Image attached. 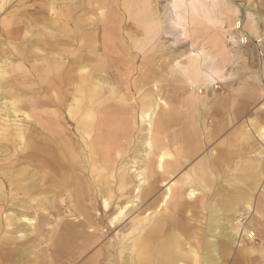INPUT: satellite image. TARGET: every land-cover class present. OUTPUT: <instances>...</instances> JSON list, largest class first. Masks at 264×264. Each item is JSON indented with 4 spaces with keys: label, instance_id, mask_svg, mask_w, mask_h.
I'll use <instances>...</instances> for the list:
<instances>
[{
    "label": "bare ground",
    "instance_id": "obj_1",
    "mask_svg": "<svg viewBox=\"0 0 264 264\" xmlns=\"http://www.w3.org/2000/svg\"><path fill=\"white\" fill-rule=\"evenodd\" d=\"M159 1L126 2L125 14L145 36V40L138 44L143 51L148 44L146 40L161 34L170 37L176 31L167 22L170 17L175 20L178 14L185 13L187 16L181 19L191 18L189 23H195L196 15L199 16L202 8L211 6L213 2L193 0L185 9V0H173L171 6ZM227 1L231 2L218 0L219 15L222 21L230 22L225 6ZM2 2L0 59L9 56L19 61L9 66L0 65V145L6 148L1 159L5 163L0 165V171L1 168L7 169L0 174V218L3 220L0 257L9 260L3 264L30 258L34 253L33 244L24 245L22 242L27 232L40 236V230L50 224L53 225L48 233L51 237H58L62 243H73L82 238V250L96 243L98 238L91 233L64 231L61 224H66L65 216H62L61 207L56 206V202L69 203L65 209L68 208L71 216H83V221L79 222L92 228L91 211L100 207V199L105 208H111L113 192L110 183L115 181L119 184L120 197L124 198L118 202L112 222L120 221L130 204L139 198H150L160 185L167 186L152 201L151 206L155 209L129 231L132 235L128 238L130 244L121 247L119 264H180L182 261L190 264H236L235 261L246 258L249 233L243 218L251 213L250 209L242 215L232 214V222L237 226L232 232L225 231L230 224L220 225L222 213L218 208L214 209L209 235L203 243L197 232H190L184 218V209L187 208L185 199H193L199 189L212 191L209 185L223 175L218 172L219 166H230L233 155L230 136L219 149L220 160H217L214 148L198 160L195 167L201 170L202 175L193 170L192 175H186L187 178L174 181L169 186L166 184L187 160L200 155L203 144L207 145L218 134L207 129L202 138L200 128L203 117L194 118L183 106L186 87L195 89L200 107L202 99L197 94L201 91L196 85L217 80L215 59L212 53H208L205 44L192 37L188 42L194 49L183 61L185 52L172 50L166 45L167 40L163 39L140 63H126L128 59L124 61L121 46L126 48V53L133 54L131 50L138 49L136 41L124 46L118 37L105 33L102 27L101 35H96V31L93 32L96 26H91L86 32L84 28L81 32L85 21L80 16L72 22L74 33L71 36L66 30L64 34L60 30L62 34L57 35L59 28L52 18L43 27L36 30L29 28L27 19L33 23L32 17L36 13L52 11L57 14L53 0L44 4L34 0L29 6L9 11L5 0ZM102 2L99 0V5ZM255 7L252 2L246 8L252 12ZM82 9V3H78L67 11ZM174 23L181 29L180 32L184 29L179 20ZM237 24L235 26L240 28V23ZM197 45H202V49H198ZM238 75L240 87L237 94L229 91L222 98L210 101V104L204 102L212 113L218 111L223 117L217 125V132L230 125L234 113L243 114L250 101L264 95L263 84L251 87L244 73ZM140 123L148 125L147 135L141 141V158L133 161L131 167L126 163L118 167L117 157L122 152L124 141L129 142L134 128ZM177 125L181 128L172 136L171 130ZM190 129H194L193 132L190 133ZM247 138V134L241 133L239 142L247 141ZM7 191L16 196L22 194V198L14 197L16 200L23 199L25 204L17 201L12 204L15 208L10 204L7 206ZM237 199L233 195L224 205L230 207ZM51 214L57 218L61 216L58 225L49 218ZM40 215L42 221L38 219ZM186 238L193 242L189 244L188 252L184 253ZM231 244L239 246L238 256L234 258ZM105 254L98 250L86 264H104Z\"/></svg>",
    "mask_w": 264,
    "mask_h": 264
},
{
    "label": "rangeland",
    "instance_id": "obj_2",
    "mask_svg": "<svg viewBox=\"0 0 264 264\" xmlns=\"http://www.w3.org/2000/svg\"><path fill=\"white\" fill-rule=\"evenodd\" d=\"M38 1L41 4H44L51 0H37V2ZM53 1L55 3L54 5L57 10V14H54L52 11L36 13L35 16L32 17L33 23H31L29 19H27L28 23L26 24L29 26V28L36 30L39 27H43V25L48 23V19L50 20V18H52L56 20V27L59 28L58 30H56L57 35H60L61 31L64 34L63 31L66 30L67 34L71 36L74 33V18L80 16L82 20L85 21L84 26L80 29L81 32L84 31V28L86 32L89 30V28H91V26H96V30L93 29V32L96 31V35H101L102 27L104 28L105 33H112V36L118 37L120 42H122L124 46L125 43L128 44L133 40L136 41V48L138 49L131 50L133 54H129V52L126 53V48L121 46L120 51L123 52L124 61L125 58L128 59L126 60V63H140L142 58L146 57L147 54L150 55V53L155 50L157 43L159 41H163V39L164 41L167 40L168 43L166 42V45L168 44L170 47H172V50L181 52L183 51L182 53L185 52V56L184 58H182L183 61H185V59L187 60V56L191 55V51L194 49L190 45V39H192V37L200 40L198 42H203L205 44H203L204 47H206L208 53H212L213 59H215L214 70L218 71L216 77L217 80L213 81V83L212 80H209L204 84L199 83L196 85V88H199L201 91L197 94L202 99V105L200 107L197 104L198 99L196 98V94L194 92L195 89L191 90V87H186L183 106L184 109L187 108V112L190 111V114L192 113L194 118L195 116L199 118L200 115L201 118L203 117L204 120L201 124L202 129L200 128L202 138H204V134L207 132V129L208 131H216V133L218 134H216L213 141H211L207 145L203 144V148L199 153L200 155L196 158H193L192 160H187L185 165L174 176H172L171 179L169 178L167 180L166 184L168 183L169 186L174 181L180 180L182 178H187L186 175L188 173H191L192 175L193 170L196 172V174L202 175L201 170L198 171V169L195 167L198 160L201 157L205 156L206 153L212 148L215 149L214 153L216 152L218 154L217 160H220L221 157L219 149L223 146L224 141L227 139V137L230 136L231 151L233 152L230 166L228 168L219 166L218 172L223 175L221 178H219V176L216 177V179L213 180L212 185H209V187L212 186V191H203L199 189L196 192L197 195L193 199H185L187 208L184 209V218L188 223L190 232H197L203 243L205 238L209 235V223L211 222V213L214 209L218 208L219 212L222 213V220H220V225L223 226L227 223L230 224V227L226 228L225 231L231 232L235 230V227H237L232 222V214L237 213L238 215H242L243 213H246L247 209H250L251 213L248 216L244 215L245 218H243V222L245 223V227L249 233V248L247 249L248 256L246 258H240L239 260L235 261V263L264 264V175L263 179H261V181L259 180V182L255 180L253 176L255 171H261V169L254 171L255 163H253V161L259 159V161H262L264 165V95L261 96V99L255 101L254 103L248 104L246 111L241 116H235L229 123L230 125L220 132H217L219 130L217 128V125L219 121L223 120L222 115H220L218 111L212 113L209 105L207 108L204 105V102L210 104V101L222 98L229 91L237 94L236 91L240 87V79L238 75L240 72L244 73L246 81L251 87H256L259 84H263L264 86V0H230L231 2L227 1L225 3V6L230 15V22L222 21L219 15L220 6L218 0H213V2L210 1L211 6L205 5V7L201 10L200 15L198 16L199 19H205L204 21L207 25H204L201 21H195V23L193 22L191 24L189 23L190 21H192L191 18L181 19L183 18V16H187L185 13L181 15L178 14L179 17H177V19L175 20L170 17L167 22H170L172 28L175 27L176 29L175 32H172L174 38L172 37V34H170V37H168V34L154 36L153 39L146 40L148 44L144 47V51L143 49H141V46H138V44L139 42L143 41V39L145 40V36L141 35L140 31L134 26L133 22L128 18L127 14H125L126 2L128 0H103L101 5H99V0ZM185 1L186 5L184 8L186 9V7L191 5V1L193 0ZM21 2L22 0H5L4 3H6V8H8L9 11L15 9L16 7L24 8V6H29L34 3V0H24L23 3ZM159 2L161 4L168 3L171 6L173 0H170V2L169 0H160ZM202 2L206 3L207 1L203 0ZM215 2L216 5H214ZM252 2L256 7L255 10H251L252 12H249V8L246 7ZM1 3H3L2 0H0V4ZM78 3H82L83 5V9L81 11H67L70 6ZM35 4L37 5V3ZM210 7H212V10H209ZM91 11L93 13H91ZM247 12H249L251 16ZM1 17L2 16H0V19ZM260 18L262 19L260 20ZM105 20L108 22H106ZM178 20L184 28L181 32V29L176 27L174 23ZM183 20H185V24ZM237 23H240V28H238V26H235L238 25ZM180 33H182L183 35ZM136 37H138V39L140 40H138ZM184 44H188V46ZM196 47L201 50L203 46L201 45L198 47L197 45ZM146 49L147 51H145ZM18 62L19 61L17 59H12L9 56L0 59L1 66H9V64L11 63ZM223 67H225V70H223ZM204 73L206 74V72ZM13 75H15V73H13ZM249 85L247 87H250ZM196 91H198V89H196ZM20 118L23 117L20 116ZM147 126L148 125L146 123L144 125H141L140 123L138 126H136V128H134L132 133L133 136L130 137L129 142L124 141L122 152L117 157L119 161L118 167L125 165V163L128 164L129 167H131L133 161L139 160L141 158V141L147 135ZM187 126L189 127L190 125L188 124ZM72 127L74 128L75 125L73 124ZM180 128L181 125L175 126L172 129L173 131L171 130L172 136L175 135ZM193 130L194 129H190V133L193 132ZM241 133L248 135L247 141L239 142ZM251 146L254 149L250 150ZM5 149L6 148L4 146L0 145V165L2 163H5L4 161H1L2 156L6 153ZM6 170L7 169L2 170L1 168L0 174H2V171L4 173ZM191 175L190 179L193 180V177ZM110 186L113 192V195L110 198L111 208H105L103 206V200L100 199V207L97 210L94 209V211H91V220L93 225L92 228H87L83 222H79L83 221V216H80L79 218H76V216H71L68 208L65 209L69 203L56 202V206L61 207L60 212L62 216H65L64 221L66 224H61L63 228H65V230H63L65 232L71 233L79 230L83 231L86 234L91 233L98 238L96 243L83 250L82 238L76 240L73 243H62L60 242L58 237H51V235L48 233V229H51L53 224L46 225L44 229L40 230V236L36 234L31 235L28 231L27 237L22 241L24 242V245L33 244L32 248L34 250V253L30 257L31 259L21 258L19 262L17 261L12 264H86L92 257L95 256L98 250H102L103 253H106L105 256H107V258H104L105 256L103 257L105 260L102 261V263L119 264L118 255L121 247L124 245L128 246V244H130L128 238L132 235L129 234V231L142 223V220L150 212L153 211L152 209L154 207L151 206L152 201L155 197L165 191L167 186L160 185L157 192H155V194L150 198H146L143 200H140L139 198L138 200H136V202H134V204H130L129 208H127L125 211L126 215L118 222H112L111 217L117 209L118 202H120V200L124 197H120V191H118V181L111 182ZM128 189H130V187ZM220 191H222L221 194H217ZM233 195H236L239 200H233V205L230 207H226L224 203ZM14 196L16 198L23 197L22 194L16 196L7 191V206H9L10 204L11 207L15 208V206H13L12 204L17 201L20 202V204H25V201L23 199L16 200ZM12 197L13 199H10ZM30 202L32 203L33 201ZM62 204L64 205L62 206ZM241 217L239 216V218ZM49 218L53 220V223L55 225H58L61 216L57 218L55 214H51ZM38 219H40V221L43 220L41 215L38 217ZM2 221V218H0V236H2ZM248 221H250L249 224ZM196 228H198L199 231L196 230ZM217 231H219V229ZM84 240H87V238ZM192 242L193 240H189L186 238V246L183 251L184 253L188 252V247L190 246L189 244H192ZM19 244L20 243H18L17 245L19 246ZM2 246L3 245L0 244V248ZM231 248L234 252L232 253L233 258L238 256L237 251L239 246L237 244H231ZM7 259L0 257V264L9 262V260ZM111 259L114 261H111ZM180 264L190 263H188L187 261H182L180 262ZM229 264H232V262Z\"/></svg>",
    "mask_w": 264,
    "mask_h": 264
},
{
    "label": "crops",
    "instance_id": "obj_3",
    "mask_svg": "<svg viewBox=\"0 0 264 264\" xmlns=\"http://www.w3.org/2000/svg\"><path fill=\"white\" fill-rule=\"evenodd\" d=\"M205 20V19H204ZM204 20H202L201 18L199 19L198 18V16L196 15V21H201L204 25H207L206 23H205V21ZM209 20V19H208ZM259 99H261V97L259 98ZM259 99H254V100H252V101H250L249 102V104H251V103H254L255 101H257V100H259ZM248 107V106H247ZM234 115L235 116H241V115H237L236 113H234ZM234 116V117H235ZM252 129V128H251ZM253 130V129H252ZM252 149H254L252 146H251V149L250 150H252ZM261 162V163H260ZM253 163H255V168H254V171L255 170H259V169H261V171L260 172H254V174H253V176H254V178H255V180H257L258 182H259V180L261 181V179H263V175H264V165H263V163H262V161H259V159H256V160H254L253 161ZM261 165V166H260ZM261 168H260V167ZM252 176V177H253ZM252 183V182H251Z\"/></svg>",
    "mask_w": 264,
    "mask_h": 264
}]
</instances>
